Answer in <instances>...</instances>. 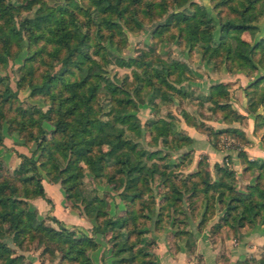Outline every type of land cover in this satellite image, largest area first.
Instances as JSON below:
<instances>
[{
    "label": "trees",
    "instance_id": "trees-1",
    "mask_svg": "<svg viewBox=\"0 0 264 264\" xmlns=\"http://www.w3.org/2000/svg\"><path fill=\"white\" fill-rule=\"evenodd\" d=\"M81 1L86 3V9L89 8L98 16L97 20L90 17L88 20L97 26L101 36L110 38L120 33V30L114 29L117 22L130 29L138 24L136 20L143 21L142 13L149 19H155L156 14L163 12L171 2L175 8L167 13L164 21L156 24V31L153 32L161 33L174 26L176 35L184 39L189 47L200 44L201 52L209 58L219 55L230 58L228 61L233 63L230 65L227 61L228 68H245L250 74L256 71L254 62L264 68V36L250 48L235 34L243 29L256 28L250 22L260 13L264 14V0H239L235 3L214 0L212 5L218 16L221 12L220 5L225 2L235 12L233 16L224 13L217 21L203 7L194 5L193 0ZM11 2L0 0V63L4 65L8 58L18 53L23 45L21 41L24 34L30 55L19 66L22 72L17 85L27 86L30 96L47 97L49 105L46 109L36 103L24 107L20 103L12 106L17 101L16 89L9 85L6 75H0V106L8 104L7 109L0 107V118H4L10 129L17 131L26 143L34 141L36 144L30 155L20 154L24 163L13 169V175H0V264H27L23 255L7 253V240L21 249L25 248V241L34 238L44 243V250L40 255L42 262L57 258L54 264H93L87 252L96 243L90 237L82 233L76 235L75 231L64 227L53 216L50 218L59 227L48 225L30 207L31 197H44L40 182L41 170L49 180L62 186L71 208L73 204L77 207L75 200L78 198L82 213L95 218L93 231L107 235V241L111 243V252L115 258L110 264H154L153 259L140 255L134 248L136 242H141L138 237L141 231L137 227L151 220L153 215L159 227L168 213L174 212L173 225L177 226L174 234L184 239L189 251L193 249L194 241L190 231L184 227L189 216H195L196 207L201 203L203 210L198 228L212 215L217 202L223 212L213 225L215 232L229 221L240 226L255 220L264 223L263 160H252L249 163L248 169L258 165L259 170L254 176V183L248 184L246 192L242 193L236 191L229 181L233 170L224 163H214L216 175L212 178L202 175V161L198 163L200 167L197 170L175 178V164H158L155 161L149 164L147 160L158 156L156 150L145 151L143 147H138L139 141L132 134L139 137H144L145 134L136 116L127 113L138 105V100L134 97L148 87L144 94H149L150 98L168 99L172 92H177L174 82L179 81L181 75H175V72L179 70L181 74L185 69L181 62L159 59L158 66L144 58V52L138 56H117V65L132 67L133 83L126 79L113 83L108 77L92 69L98 63L89 52V34L80 31L73 23L78 15L75 4L72 3L73 8L41 4L33 14L16 20L14 13L17 12V6ZM130 16H135L136 19L133 20ZM216 23L219 27L217 39L211 34ZM105 26L109 30L103 34ZM231 38L245 43L243 51L234 53ZM38 43L40 45L33 49L32 45ZM256 48H260V55L253 60ZM35 60L43 65L37 76L36 65L33 64ZM55 64L57 67L54 68ZM102 80H106L104 85ZM262 81L264 74L254 83L242 88L248 100L249 112H255L260 104H264ZM224 88V84H212L207 95L215 113L221 114L222 120L229 123L235 111ZM100 91L105 99L101 103L108 105L107 113L110 116L106 118L90 108L93 103L98 102ZM9 109H12V113H9ZM238 116L235 114V118ZM43 120L48 121L52 129L42 127ZM189 124L206 132L211 138L214 137L215 147L220 133L243 137V132L233 126L212 131L210 127L206 128L197 121ZM145 126L151 135L165 143L164 146L170 145L172 141L175 142L174 145L180 146L190 140L187 136L173 135L175 128L172 122L164 118L147 121ZM101 143L106 144V148L101 152L95 151L94 146ZM239 154L241 155L240 152ZM80 162L85 164L93 177L105 176L107 180H116L123 186L119 197L124 202V210L120 214H108L105 208L107 201L98 195L89 198L80 196L81 191L77 189V180L82 174ZM1 167L3 165L0 161V169ZM155 176L159 183L166 186L159 201L155 200L156 193L150 184ZM184 201L186 204L182 206ZM260 263L264 264V260Z\"/></svg>",
    "mask_w": 264,
    "mask_h": 264
},
{
    "label": "rangeland",
    "instance_id": "rangeland-1",
    "mask_svg": "<svg viewBox=\"0 0 264 264\" xmlns=\"http://www.w3.org/2000/svg\"><path fill=\"white\" fill-rule=\"evenodd\" d=\"M11 4L17 6V12L14 13V19L18 20L21 17L28 16L33 14L32 12L42 4V6H52V7H68L73 8L72 3L76 5L77 8L75 10L78 12L77 19L73 21L74 25L80 28V31H85L89 34V52L91 53V56L96 59L98 65L93 66V70L99 72L101 75H105L108 77L113 83H120L121 81H124L125 79L133 83V76H132V67H124L119 66L115 63V59L117 56H138L142 52H144L146 55L144 58L149 59L152 63L155 65H160L158 63L159 59H162L166 62H169L170 60H177L181 62L185 69L180 74L177 70L175 72V75H181L180 80L177 82H174V86L177 89V92H172V95L168 99L160 98V97H152L150 98L149 94H144L145 90L148 87H145L140 91L139 95L134 97L138 100L137 106L131 108L127 113L130 115H135L136 118L139 121L140 126L143 128L144 131V137H139L135 133L132 134L136 139L139 141L138 147H143L145 151L148 150H156V155L152 159L147 160V162L150 164L152 161H155L156 163H167L170 165H176L177 168L173 170L174 177L180 178L184 175H188L191 171L197 170L199 166V162L202 161L204 163L201 167L202 169V175L204 177H214L215 169L213 168V171H210L207 168L208 160L206 154L199 155V158L197 157L196 165L194 168L188 169V166L190 162L193 160L194 155L192 154V150L188 148V145L191 144L192 138L185 134L182 130H177L176 126V120L181 118L186 123V125H191L189 122L197 121L198 123H201L205 125V127H210L212 131H218L219 129L223 127H215L214 125H211L209 122L205 121L204 119L211 118L213 120V117H220L221 114L218 112L215 113L213 108L211 107L208 95H200L199 93L193 94L192 92L185 91L183 88V85L181 84L183 76H185L186 70L189 71L190 68H188V65H195L200 63H206L207 65H210L214 70H218L223 65L227 70H231L233 68L242 71V73H245L246 78L248 79L247 82L244 83V86H247L250 83H254L261 75L264 74V68L259 66L256 62H254V67H256V71L250 74L249 70L232 67L228 68L226 65L229 63L230 65L233 63V61H228V57L225 55H219L216 57H207L206 54H203L200 50V44H196L192 47H189L187 42H185L184 39H181L179 36L176 35V28L172 26L169 30L162 31L161 33H155L153 31H156V24L164 21L167 13L172 9L175 8L172 6L171 2L168 3V6H166L165 10L163 12H160L159 14H156L155 19H149V17L142 13L144 16L143 21L139 22V20H136L138 24H136L135 27H132L129 29L124 27L120 22H117L114 29L120 30V33L115 34L114 36L105 37L106 35L101 36L100 31L98 30L97 26L91 22L92 20H97L98 16L96 14H93V12L90 11L89 8L86 7V3H82L81 0H11ZM239 0H229L227 3H235ZM214 0H193L194 5L197 7H203L204 10H206L209 14H211L215 21L219 19V17L224 13H227L229 16H233L235 12L230 9L229 4L225 2V4L220 5L221 12H218L213 8L212 3ZM89 11V12H88ZM89 15V16H88ZM88 17L90 19L88 20ZM131 19L135 20V16H130ZM87 21H89L87 23ZM239 21V20H237ZM251 24L255 25V29H243V31L235 32L237 36L244 40L246 44L249 45L251 48L259 39L260 37L264 36V14L260 13L258 17L255 20H252L250 22ZM109 30V27H104L103 34L107 33ZM218 24L214 26V29L211 31V34L213 38L217 39L218 36ZM99 31V32H98ZM23 45L19 49L18 53L13 55V57L8 58L6 60V63L3 65L0 63V75H6L7 81L9 82V85L16 89V100L12 103V106L16 105L17 103H20L22 107L26 106L30 103H36L43 109H46L49 105L47 97L41 96V95H28L27 86H21L18 87L17 82L20 78L21 69L19 66L23 63L24 59H26L30 55L28 42L26 40L25 35L22 36ZM232 47L234 49V53H238L243 51L245 47V43L239 42L234 38H231ZM40 44L32 45V48H37ZM49 45L47 46V49H49ZM16 48V46L14 47ZM44 56L46 55L45 52H43ZM260 55V48H256L254 50L253 54V60L257 59ZM38 60V57H37ZM33 61V64L36 65L35 69V76L39 73V71L42 69L43 65L41 63H38V61ZM228 61V63H227ZM57 67V64H55L54 68ZM106 83V80H102V85ZM216 84H224L225 88L228 86V83L226 82H219ZM261 85H264V81L261 82ZM242 86V85H241ZM242 86V87H244ZM224 88V89H225ZM100 98L98 97V102L93 103L90 108L95 111L96 113H99L103 118H106L110 116L107 113L108 105L102 104L101 102H104V95L103 92H99ZM259 97V96H258ZM264 100V99H263ZM197 101V111L194 112L193 110L189 109L192 108V105L195 104ZM229 101V96H228ZM174 102V103H173ZM230 102V101H229ZM247 103L248 100L246 98V109H247ZM7 103L0 106L2 109H7ZM103 109H102V106ZM206 105V106H205ZM231 105V102H230ZM188 106V107H187ZM232 107V106H231ZM233 108V107H232ZM260 109V111L256 112L257 109ZM234 109V108H233ZM235 112L232 113L233 119L241 120L243 117L241 114ZM252 119H253V132L259 133L260 140L264 142V104H260L256 108ZM184 112H187L185 114ZM248 113H250L247 110ZM9 113H12V109H9ZM235 114L238 116L235 118ZM158 117L167 119L172 122V125L175 128V131L173 135L179 136V137H188L190 140L188 143H182L180 146L174 145V141L168 146H164L165 143L155 138L153 135L150 134V131L146 129L145 123L147 121H153L157 119ZM232 119V120H233ZM222 120V118H221ZM225 122V121H224ZM226 123V122H225ZM231 123V122H229ZM144 124V125H143ZM123 126V125H122ZM196 128V126L191 125ZM42 127L47 129H52L51 125L48 121L43 120ZM227 127V126H224ZM197 129V128H196ZM241 132H243L242 138H237L235 136H232L231 134L227 133H218V140H216V147L214 146V137L211 138L210 135H208L206 132H204L208 139L210 140L211 144L215 149L221 148V149H230L232 148L235 153H237L239 162H241L242 167L240 172L238 171V168L234 166V162H232V159L230 158V154L225 153L221 157V159L218 161L220 163H224L229 168L233 170V174L231 175V178H228L229 181L232 183L233 187L236 191L239 192H246V187L248 184L254 183V176L258 172V165H253L249 169L247 168L249 163L252 160H263L264 158H256V157H249L248 153L244 151L243 146L248 145L250 140L246 137L245 132L240 129ZM260 129V130H258ZM201 131V130H200ZM260 131V132H259ZM6 137V141H8V145L5 144L4 140ZM174 142V143H173ZM17 144L23 145L27 152L26 154L18 152L17 150H14V147ZM264 144V143H263ZM34 141H28L27 143L24 141V138L18 134L17 131L10 129V126L8 123L4 120V118H0V151H6L11 153V155L16 159L19 160V162L15 165V167L12 166V164L7 165V163L0 157V161L2 162L3 167L0 169V175H13V169H15L17 166L21 165L23 162V158H21L20 154H24L26 156L30 155L31 150L35 146ZM106 144H97L94 146L95 151H103L106 148ZM241 153V155L239 154ZM34 158L36 155L33 156ZM18 158V159H17ZM214 167V165H213ZM80 170L82 171V174L78 178L77 182V189L81 191L80 196L84 198H89L93 195H98L100 198H104L106 203V211L108 214L112 216H116L120 214L124 210V202L119 197V191L123 188L119 182L116 180H107L105 176L102 177H93L92 173L87 169L85 164L83 162H80ZM42 171V170H41ZM43 173V172H42ZM151 186L156 193L155 200L159 201L160 197L163 195V192L166 190V186L159 183V180L154 177V179L151 181ZM187 200V195H185ZM77 201L75 204L79 210H81V204L80 201ZM74 201V202H75ZM183 202L182 206L186 204V202ZM112 205V206H111ZM215 209L211 216H209L205 223H203L201 228L206 227L207 225H211L209 232L211 239H218V237L224 232L222 231L223 227L227 226L229 228V232L227 235L231 238H236L237 234L240 232V229L242 227L247 226H253L256 224H261L264 228V223H262L259 220H255L253 223H244L243 225H238L233 223L232 221H229L227 224L222 226L218 232H215L213 229V225L218 222L220 216L222 215L221 211V205L219 202L215 203ZM73 207L74 204H73ZM72 207V208H73ZM108 207L110 208V212L113 211V213H109L107 210ZM112 207V209H111ZM114 208V209H113ZM203 210V203H201L198 207H196V214L195 216H189L187 219V224L185 225V229H188L189 221H193L194 219L196 221V227L197 224L201 218V211ZM175 213L171 212L168 213V216L165 218V221L162 220L159 227L155 223L156 217L153 215L152 219L149 221H145L143 224L139 225L137 227V230L141 231L138 235V237L141 239V242H136L134 245L135 251H137L140 255H144L147 259H153L154 264H157L156 261V254L154 250V246L156 244L155 237L152 236V233L155 231H160L165 225L170 224L173 230H170V232L167 233L168 238L173 239L175 236V232H177V226L173 225ZM44 223L48 225H52L54 227H59V224L52 220L50 217L42 218ZM198 228V227H197ZM71 229V228H68ZM73 230V229H71ZM191 233V232H190ZM169 234V235H168ZM233 234V235H232ZM134 235V234H133ZM133 235L131 236V241L133 238ZM192 235V233H191ZM232 235V236H231ZM181 236V235H180ZM182 238V237H181ZM193 239V235H192ZM7 245L9 246L7 249V253L10 255H17L21 254L24 257V261L27 264H31L30 260L28 259L27 255L29 253H38V257L41 260L40 255L42 254V251L44 250V243L38 242L36 238L31 239L29 241H25L23 245H25V248H18V246L13 245L12 242H9L7 240ZM108 243H110L108 241ZM111 246V243H110ZM255 253V254H254ZM254 253H250L246 259V261H241L244 264H261L260 261L264 260V242L261 243L255 250ZM46 255L44 258H46ZM57 261V258L54 259V262ZM135 264V263H134Z\"/></svg>",
    "mask_w": 264,
    "mask_h": 264
},
{
    "label": "crops",
    "instance_id": "crops-1",
    "mask_svg": "<svg viewBox=\"0 0 264 264\" xmlns=\"http://www.w3.org/2000/svg\"><path fill=\"white\" fill-rule=\"evenodd\" d=\"M188 66L190 69L189 71L186 70V75L183 76L181 82L186 92L199 93L205 96L208 94L210 85L226 82L228 86H226L225 90L227 91V96H229L231 106L243 116L241 120H231V123H225L220 117H213V120H211L207 116L204 120L218 128L233 126L242 129L250 140L248 145L243 146L244 151L248 153L249 157L264 158V142L260 140L261 136L259 137V133L253 132L252 116L254 113H248L246 109V96H244L242 90V86L248 80L245 73L235 68L229 71L223 65L219 66L218 70H214L206 63ZM195 102L192 108L189 107L194 112L197 111L198 105L197 101ZM258 111H260L259 108L256 112ZM176 126L177 130L184 131L185 134L192 138L188 148L192 150L194 158L190 162L188 169L195 167L199 155L206 154L208 160L207 168L213 171L214 163H217L223 154L228 153L232 162H234V166L240 172L242 164L239 162L237 153L232 148L215 149L204 132L191 125H186L181 116L176 120ZM6 140L5 137L4 142L8 145ZM14 150L24 154L27 152V149L21 144H17ZM0 157L7 165L9 164L8 161H10L13 167L19 162L11 153L6 151H0ZM41 174L40 182L41 186H43L44 197L37 195L29 199V205L36 215L40 218L53 216L64 227L73 229L76 235L80 233L87 235L96 243V246L87 252L92 260L91 262L93 264H110L115 257L111 252L110 243H108L106 238L107 235H102L99 231H93V226L96 224L95 218L83 214L78 207L71 208L70 203L65 198L62 186L58 182L49 180L42 171ZM107 210L109 213H113V211L110 212L109 207ZM192 220L189 221L187 229L188 232L192 233L194 241L193 249L190 251L183 238H168L167 233L173 230L170 224L165 225L159 232L155 231L152 233L156 242L154 250L157 264H239L241 261H246L248 255L251 252L254 253V250L264 242V228L261 224L242 227L236 238H231L227 235L229 228L225 226L222 229L224 232L215 240L211 239L209 235L211 225L197 228L196 221ZM27 257L31 264H54V260L49 261L46 259L45 262H42L38 257V253H29Z\"/></svg>",
    "mask_w": 264,
    "mask_h": 264
}]
</instances>
